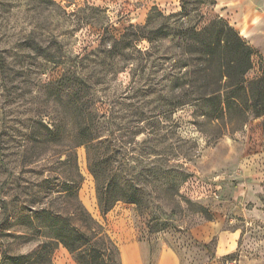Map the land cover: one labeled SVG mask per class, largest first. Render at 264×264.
I'll return each instance as SVG.
<instances>
[{
  "label": "rangeland",
  "instance_id": "obj_1",
  "mask_svg": "<svg viewBox=\"0 0 264 264\" xmlns=\"http://www.w3.org/2000/svg\"><path fill=\"white\" fill-rule=\"evenodd\" d=\"M185 1L189 16L182 0H0V264H82L58 239L74 227L118 264H264V115L197 101L214 65L204 86L183 37L222 17L256 49L253 80L259 14ZM98 179L140 201L104 212Z\"/></svg>",
  "mask_w": 264,
  "mask_h": 264
},
{
  "label": "trees",
  "instance_id": "obj_2",
  "mask_svg": "<svg viewBox=\"0 0 264 264\" xmlns=\"http://www.w3.org/2000/svg\"><path fill=\"white\" fill-rule=\"evenodd\" d=\"M182 1L180 14L189 16L187 2ZM163 27L165 26L157 29L158 34L162 33ZM183 37L199 50L200 58L205 63L202 70L204 86L209 84L208 70L211 64L214 65L215 88L211 91L205 89L198 95L197 101L203 104L215 103L217 117H223L233 109L240 114L242 122H246L251 113L256 116L264 115V60L260 65V74L255 79L248 80L246 74L253 67L256 49L231 24L222 17L214 18L199 30L194 26L186 28ZM183 103L179 101V104ZM98 197L104 212L119 200L134 203L140 201L136 190L132 191L120 183L110 182L106 185L99 179ZM68 234L70 240L64 237L58 239L76 254L80 263L118 264L116 249L102 237H97L92 232L84 240V232L75 227Z\"/></svg>",
  "mask_w": 264,
  "mask_h": 264
},
{
  "label": "crops",
  "instance_id": "obj_3",
  "mask_svg": "<svg viewBox=\"0 0 264 264\" xmlns=\"http://www.w3.org/2000/svg\"><path fill=\"white\" fill-rule=\"evenodd\" d=\"M220 3L222 4L223 7H228V8L238 7L241 10L242 9L244 10V8L245 7L247 8L248 6L252 7V10H256L259 15H257V17L255 16V19H253L254 17H252L251 18L252 20L248 21L246 27V34L251 35L255 31H261L262 33H264V0H259V1L251 0L248 5H247V0H221Z\"/></svg>",
  "mask_w": 264,
  "mask_h": 264
}]
</instances>
